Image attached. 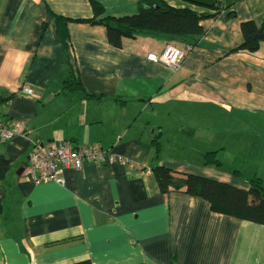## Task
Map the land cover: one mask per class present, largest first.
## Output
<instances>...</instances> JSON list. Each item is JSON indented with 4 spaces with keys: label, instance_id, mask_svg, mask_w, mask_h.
Listing matches in <instances>:
<instances>
[{
    "label": "crops",
    "instance_id": "1",
    "mask_svg": "<svg viewBox=\"0 0 264 264\" xmlns=\"http://www.w3.org/2000/svg\"><path fill=\"white\" fill-rule=\"evenodd\" d=\"M95 1L101 16L138 12L137 0ZM219 1L224 10L200 21L193 47L136 36L116 48L102 25L68 22L64 52L48 9L91 18L89 0H0V116L18 125L0 142V264H264V225L161 193L151 171L159 134L157 164L174 172L242 189L253 176L264 180V41L254 52L231 51L241 22L264 30V0ZM166 44L185 50L174 71L147 58ZM70 69L97 98L61 90ZM26 87L31 95L20 93ZM51 141L96 144L134 166L84 163L60 168L62 183L35 184L28 156ZM180 149L190 151H171ZM248 150L262 167L244 175ZM205 152L221 165H203Z\"/></svg>",
    "mask_w": 264,
    "mask_h": 264
},
{
    "label": "trees",
    "instance_id": "2",
    "mask_svg": "<svg viewBox=\"0 0 264 264\" xmlns=\"http://www.w3.org/2000/svg\"><path fill=\"white\" fill-rule=\"evenodd\" d=\"M212 1L211 8L205 7L209 10L208 12H196L187 7H173L165 0H137L138 12L136 14L119 17L101 16L103 8L95 0H89L93 12L91 18H68L54 14L49 9L48 11L55 21L56 35L62 43L64 52L68 50L66 29L68 22L102 25L105 28L108 44L116 48L122 46L124 38L136 36L193 47L203 33L200 21L214 17L224 10L221 1ZM225 16L232 18L234 12L228 11ZM240 29L242 42L231 51H256L259 44L264 41L263 28L257 27L252 21H246L240 23ZM61 90L68 93L79 92L85 99L97 98L84 90L76 72L72 69L63 80ZM150 144L153 147L152 160L154 161L151 171L161 193L182 192L189 196L199 197L209 203L211 211L264 225V180L253 176L248 180V188L242 189L196 174L177 173L164 165L157 164L160 153L159 134L151 139ZM202 159L203 165L206 166L219 167L221 165L215 157V152H205Z\"/></svg>",
    "mask_w": 264,
    "mask_h": 264
},
{
    "label": "built area",
    "instance_id": "3",
    "mask_svg": "<svg viewBox=\"0 0 264 264\" xmlns=\"http://www.w3.org/2000/svg\"><path fill=\"white\" fill-rule=\"evenodd\" d=\"M188 49V48H187ZM185 56V50L172 44H166L159 55L147 56L152 61L163 63L168 69L174 71L180 67ZM20 93L31 95L30 88H23ZM17 123L8 122L0 116V142H6L17 134ZM114 162L133 167L134 163L127 158L117 155L99 145L74 147L71 142H49L42 148L32 151L27 159L26 172L35 184L52 181L62 183L57 171L62 167L80 169L84 163L106 165Z\"/></svg>",
    "mask_w": 264,
    "mask_h": 264
},
{
    "label": "rangeland",
    "instance_id": "4",
    "mask_svg": "<svg viewBox=\"0 0 264 264\" xmlns=\"http://www.w3.org/2000/svg\"><path fill=\"white\" fill-rule=\"evenodd\" d=\"M171 151H173L174 153L176 151L178 153H182V152H187L188 153L190 150H183V149L181 150L180 149V150H171ZM255 152H256V150H248L247 153L250 154V155H249V157H246L245 158V161H244L245 166H244V168H241L239 166L241 168L242 173L244 175H250L253 171H255L254 169H256V168L257 169H260L259 167H262V166H256L257 163H255V160L257 158V155H256ZM232 158H233V152L232 151H229V157H228V159H231L232 160ZM219 159H220V157H219ZM263 163H264V161H263ZM225 165H226L225 167H227V166L229 167L228 169H233L232 166H230L226 162H225ZM236 167H238V165H236Z\"/></svg>",
    "mask_w": 264,
    "mask_h": 264
},
{
    "label": "water",
    "instance_id": "5",
    "mask_svg": "<svg viewBox=\"0 0 264 264\" xmlns=\"http://www.w3.org/2000/svg\"><path fill=\"white\" fill-rule=\"evenodd\" d=\"M184 1L207 8H211L213 6L212 0H184Z\"/></svg>",
    "mask_w": 264,
    "mask_h": 264
}]
</instances>
